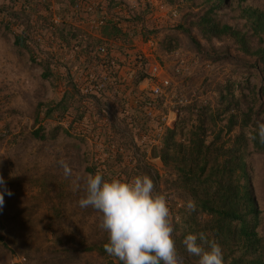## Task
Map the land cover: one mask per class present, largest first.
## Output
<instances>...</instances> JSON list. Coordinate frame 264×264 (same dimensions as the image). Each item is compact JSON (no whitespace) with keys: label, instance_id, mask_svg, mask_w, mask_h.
I'll return each instance as SVG.
<instances>
[{"label":"rangeland","instance_id":"obj_1","mask_svg":"<svg viewBox=\"0 0 264 264\" xmlns=\"http://www.w3.org/2000/svg\"><path fill=\"white\" fill-rule=\"evenodd\" d=\"M120 1L127 5L125 13L130 11L131 15L145 14L144 21L152 32H147V35L141 32L127 42L115 41L111 56L117 61L131 56L141 38L155 36L160 39L162 32L159 28L160 22L147 17L151 16L154 8H151L146 0H136L132 5L130 0ZM169 2L175 9L168 12V29L178 31L177 26L181 24L183 17L189 14L185 26L190 28L203 47L202 51L198 50L191 39L180 31L178 32L182 33V36L170 31L164 46L161 42L163 61L170 70L179 59H184L187 64L188 69H184L182 75L176 79L178 97L183 96L187 103L197 97L212 99L215 84L227 79L248 78L253 86L259 88L261 75L254 65L255 58L238 53L230 41L208 43L191 25L194 16L203 12L202 0H196L198 6L193 9L187 8L181 0H164L161 5L165 6V3ZM246 4L264 10V0H247ZM133 5L138 8L132 7ZM6 11V19L0 14V175L12 195L4 193V206L0 209V235L3 237V240H0V264H106V259L86 250L88 246L101 242L104 238L105 231L99 226L101 214L91 208L79 206L78 201L84 195L83 186L81 184L80 190H75L73 180L87 175L88 168L98 162L101 150H104L103 146L106 145L100 144V141L104 140L103 132L107 138L113 135L111 118L89 97H85L81 103L84 107L83 118L76 112L78 102L61 119H47L45 112H38L37 109L40 102L60 101L69 78L72 77L77 82L78 78L82 79L86 75L87 69L93 67L98 60L96 49L90 52H73L77 40H84L85 35L73 26L72 13L69 11L56 10L68 22L57 28L56 34L52 35L54 38L49 34L50 10H47L49 14L43 20L36 23L28 13H23L27 15L23 16L24 19L12 18L11 14L15 12L12 6ZM174 13L177 18H174ZM116 14L118 12L115 9L112 15ZM232 14L228 9L219 12L222 21L241 26L243 21L231 19ZM28 18L30 28L27 29ZM122 24L125 27V23ZM132 26L134 29L137 27L134 24ZM23 29L29 32V49L14 44L15 34ZM39 37L41 40H38ZM89 39L96 47L100 44L96 42L99 39L92 35ZM165 46L171 60L164 57ZM46 59L52 63L53 68V76L48 79L43 77V63ZM208 61L214 64L213 69L206 67ZM134 69L129 87L112 97L102 95L96 98L101 99L102 104L109 103L112 109L119 112L124 110L130 127L135 124V120H139L144 126L142 130L140 127L135 128V131L141 134L138 144L146 148V163L160 175L163 194L168 198L169 209L173 206L171 212L175 214L183 203L179 191L168 187L172 170L165 167L161 158L151 155L152 148L160 143L165 130L162 119L148 116L144 108L133 107L131 100L132 96L139 94L134 91L133 85L139 75L147 78L148 66L139 61L135 62ZM252 89L254 88L245 85L242 92L251 96ZM148 95L149 92H145L144 96ZM160 102L167 107L168 112L170 106L167 102ZM256 110L257 120L264 123L260 102H257ZM106 118H109L108 123ZM56 125L61 128L53 132ZM40 127L45 128V139H36L32 135V132ZM144 136H147L146 142L142 141ZM121 152L125 162L133 166L130 160L131 152L126 148ZM61 162L66 163L72 170L71 178L64 175ZM247 162L262 212L259 230L264 234V151L251 145ZM102 169L109 178L112 177L111 169ZM53 176L58 177V180L73 192L71 197L63 200L61 220L54 229L51 228L50 220L53 215L52 205L57 201H51L52 195L48 197L47 192L43 191V183L46 179H54ZM46 188L50 189L49 186Z\"/></svg>","mask_w":264,"mask_h":264},{"label":"trees","instance_id":"obj_2","mask_svg":"<svg viewBox=\"0 0 264 264\" xmlns=\"http://www.w3.org/2000/svg\"><path fill=\"white\" fill-rule=\"evenodd\" d=\"M181 1L190 9L198 6L196 0ZM246 1L202 0L203 12L194 16L191 25L208 43L230 41L238 53L255 58L254 65L260 72L261 85L256 88L248 78L227 79L215 84L212 99L197 97L189 103L179 105L175 125L165 127L160 143L151 150V155L161 158L165 167L172 170L168 187L179 191L183 203L175 214L171 212L173 206L170 208L173 235L183 264H198L199 258L189 255L182 241L187 234L201 232L208 239H214L220 244L224 264H264V234L259 230L262 212L247 162L251 145L264 151V144L260 143L256 131L258 124L261 123L257 120V102H260L264 112V10L247 5ZM120 5L121 1L108 0L111 12ZM223 9L233 13L231 19L243 21L242 25L222 21L219 12ZM125 11L116 14L103 28L101 32L103 39L127 42L141 32L143 35L152 32L144 21L145 14L131 15L130 11L128 13ZM23 13L25 12H13L11 17L19 20L27 16ZM189 16L187 14L183 17L177 30L186 34L197 49L202 51L200 41L192 34L190 28L185 26ZM26 20L28 29L30 19ZM121 21L125 23V27L119 26ZM133 24L135 27L137 25L135 29ZM25 29L15 34L14 44L29 49V32ZM89 37L85 35L82 40L85 52L96 49V45L91 44ZM164 48L168 51L166 46ZM43 68L44 78L53 76L52 63L48 59L43 63ZM145 80L144 76L137 77V82L133 85L135 92H138V88ZM66 83V90L60 101L38 104V112L44 111L47 119L63 118L77 102L79 106L76 112L83 118L84 107L81 103L86 96L74 78H69ZM245 85L254 88L251 90V96L242 92ZM89 98L95 100L103 112L105 108L111 110L107 116L111 118L110 126L113 133L111 138H107L103 132L104 140L100 141V144L106 145L103 146L104 150H101L98 162L88 168L89 173L100 172L106 179H110L102 168L111 169V178L122 180H131L137 175H148L155 183V190L163 194L160 175L146 163L148 152L143 145L138 144L141 134L136 132L135 128L140 127L142 130L144 126L139 120H135V124L130 127L124 110L119 112L112 109L109 103L102 104L99 98ZM157 107L163 112L167 111L162 102ZM60 128V125H56L52 131ZM44 131L45 128L40 127L34 130L32 135L36 139H45ZM250 136H256V139L252 140ZM124 148L131 152L130 160L133 166L125 162L121 152ZM53 178L46 179L43 191L47 192L48 197L52 195L51 201H57L52 205L53 215L50 220L51 228L54 229L61 220L63 200L71 197L73 192L58 180V177ZM47 186L50 187L49 190ZM189 199L194 200L196 204V210L191 213L186 209ZM0 240H3L1 235ZM107 242V233L104 232L103 240L91 244L86 250L106 259V264H122L118 258L110 256L105 251L104 244Z\"/></svg>","mask_w":264,"mask_h":264},{"label":"clouds","instance_id":"obj_3","mask_svg":"<svg viewBox=\"0 0 264 264\" xmlns=\"http://www.w3.org/2000/svg\"><path fill=\"white\" fill-rule=\"evenodd\" d=\"M264 144V123L256 129ZM255 140L256 136H250ZM64 175L72 177V170L61 162ZM74 189L83 186L84 195L78 201L82 208H91L101 214L100 228L107 233L105 251L122 264H183L174 239V226L166 195L155 190L153 179L137 175L131 180L106 179L100 172L88 173L73 180ZM12 192L0 175V209L4 193ZM189 213L196 210L194 200L186 203ZM183 246L198 264H224L223 250L216 240L204 233L187 234Z\"/></svg>","mask_w":264,"mask_h":264},{"label":"built area","instance_id":"obj_4","mask_svg":"<svg viewBox=\"0 0 264 264\" xmlns=\"http://www.w3.org/2000/svg\"><path fill=\"white\" fill-rule=\"evenodd\" d=\"M103 1L73 0L71 7L73 26L84 35L101 33L107 23L115 18L112 12L109 11L108 4ZM146 1L151 8H154L157 0ZM126 6L125 3H122V5L116 7L118 14L125 10ZM50 11L48 21L52 30L64 26L68 22L53 7ZM173 15L174 18H177L176 13ZM119 26L123 27V24L119 23ZM82 37L83 35L80 38ZM38 40H41V37ZM83 44L82 40H77L73 52L83 51L85 49ZM114 45L115 40L102 39L96 47L98 60L93 67L87 69L86 75L82 79L78 78L77 81L84 96L100 97L108 95L112 97L118 94L120 90H124L131 85L135 62H144L148 66L147 78L138 88V96H132V105L135 108H144L146 114L150 117H161L163 128L173 127L178 119V106L188 102L183 96L178 97L176 95V87L178 86L176 79L187 68L186 61L179 59L174 68L170 70L163 61L161 41L155 36L141 38L138 44L135 45L134 52L130 54L131 56L125 57L121 61L114 60L111 56ZM206 67L213 69L214 64L208 61ZM145 92H149L146 97L144 96ZM160 100H164L170 106L168 112L162 113L159 110L157 106ZM110 112V109H104L105 114ZM108 120L109 118L105 119L106 123H108ZM131 120L129 121L131 122ZM146 140L147 136L142 137L143 142H146Z\"/></svg>","mask_w":264,"mask_h":264},{"label":"crops","instance_id":"obj_5","mask_svg":"<svg viewBox=\"0 0 264 264\" xmlns=\"http://www.w3.org/2000/svg\"><path fill=\"white\" fill-rule=\"evenodd\" d=\"M115 1H120V0H115ZM135 1L136 0H130L129 3L131 4ZM103 2L108 4V0H104ZM72 3H73V0H0V11L2 10V12H0V14L3 15L6 19L7 14H8L6 10L9 8V6H12L13 10L15 12H25V13L30 14L32 21H34L36 23V22L43 20L44 17L49 14L47 12V10H50L52 7L58 11L64 9V10L72 13V10H71V7H72L71 4ZM162 3H164V0L156 1L155 6H154V10H153L151 16L149 15L147 17L148 18L151 17L153 19H156L157 22H160L159 28L162 29V32L160 33V41L162 42V45L164 46L166 40L169 38L168 35H170V34H168V33L170 31L173 32V34L179 35V36H182V33L178 32L176 30L168 29V25L166 22V21H168V19H167L168 18V12L171 11L172 9H175V8L170 4V2H169V4L165 3L166 4L165 6L161 5ZM132 7L138 8V6H135V5H133ZM56 30L51 29V33H49L50 36L55 35L57 32ZM164 31L167 34L163 33ZM92 36L98 38L99 40L103 39L102 33L93 34ZM167 52L168 51H166V50L164 51V57L171 60V56ZM170 63H171V61H170Z\"/></svg>","mask_w":264,"mask_h":264}]
</instances>
